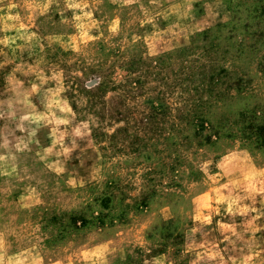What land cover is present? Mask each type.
I'll return each mask as SVG.
<instances>
[{"label": "rangeland", "instance_id": "374dc122", "mask_svg": "<svg viewBox=\"0 0 264 264\" xmlns=\"http://www.w3.org/2000/svg\"><path fill=\"white\" fill-rule=\"evenodd\" d=\"M0 264H264V0H0Z\"/></svg>", "mask_w": 264, "mask_h": 264}]
</instances>
